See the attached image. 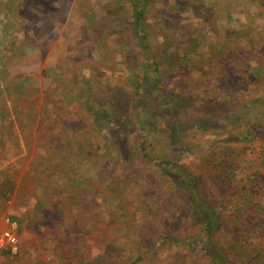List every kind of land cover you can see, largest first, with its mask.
<instances>
[{
	"label": "rangeland",
	"instance_id": "1",
	"mask_svg": "<svg viewBox=\"0 0 264 264\" xmlns=\"http://www.w3.org/2000/svg\"><path fill=\"white\" fill-rule=\"evenodd\" d=\"M160 161L264 264V0H0V264H215Z\"/></svg>",
	"mask_w": 264,
	"mask_h": 264
},
{
	"label": "trees",
	"instance_id": "2",
	"mask_svg": "<svg viewBox=\"0 0 264 264\" xmlns=\"http://www.w3.org/2000/svg\"><path fill=\"white\" fill-rule=\"evenodd\" d=\"M134 7L137 10V3H134ZM142 14V9L135 12L138 19H140ZM244 54H246V52L243 49L236 50L231 48L228 51L227 57L236 63L241 61L242 58L240 57H243ZM115 135L116 132H113V136ZM159 164H161L165 170H169V172H172L176 176L177 184L182 188L188 202L191 203L198 212L201 224V247L204 248L215 264H233L223 253L216 239V234L220 228V219L216 209L217 205H215L212 200L202 196L198 185V177L182 164L175 161H160ZM170 238H172V236H170Z\"/></svg>",
	"mask_w": 264,
	"mask_h": 264
},
{
	"label": "built area",
	"instance_id": "3",
	"mask_svg": "<svg viewBox=\"0 0 264 264\" xmlns=\"http://www.w3.org/2000/svg\"><path fill=\"white\" fill-rule=\"evenodd\" d=\"M8 226L0 231V256L2 253L15 254L18 251V223L7 217Z\"/></svg>",
	"mask_w": 264,
	"mask_h": 264
},
{
	"label": "crops",
	"instance_id": "4",
	"mask_svg": "<svg viewBox=\"0 0 264 264\" xmlns=\"http://www.w3.org/2000/svg\"><path fill=\"white\" fill-rule=\"evenodd\" d=\"M11 219H13V218H11ZM5 221H6V226H3V229L4 228H7V226H8V221H7V218L6 219H4ZM15 220V219H14ZM2 230V229H1ZM18 230H19V228H18Z\"/></svg>",
	"mask_w": 264,
	"mask_h": 264
}]
</instances>
